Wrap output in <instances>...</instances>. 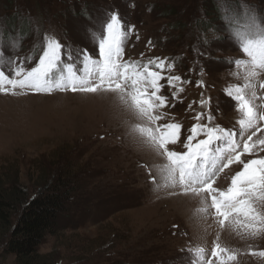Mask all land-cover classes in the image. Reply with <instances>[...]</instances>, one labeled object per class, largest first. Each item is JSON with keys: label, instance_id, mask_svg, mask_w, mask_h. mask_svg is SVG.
<instances>
[{"label": "rangeland", "instance_id": "obj_1", "mask_svg": "<svg viewBox=\"0 0 264 264\" xmlns=\"http://www.w3.org/2000/svg\"><path fill=\"white\" fill-rule=\"evenodd\" d=\"M87 1L98 6L79 18L85 0H0L4 70L17 56L34 64L44 37L55 35L82 74L81 50L95 55L103 23L115 11L135 25L125 40V61L146 64L160 58L166 61L165 77L191 81L180 85L184 91L175 100L177 89L161 81V94L175 106L162 109L168 119L158 123L179 122L183 141L196 123L192 117L203 93L205 100L212 98L216 123L238 127L240 113L225 93L245 83L248 69L235 61H248L241 46L250 31L264 28V0ZM25 18L30 23L24 24ZM254 24L260 28L250 27ZM201 52L211 55L205 59ZM136 125L147 122L116 93L0 94V188L6 190L15 178L31 195L34 187L63 182L73 192L54 233L39 248L42 264H206L216 243L238 254L230 264H264V257L251 255L264 251V235L221 229L209 215L207 194H171L179 190L164 186L159 168L165 158L132 132ZM169 148L185 151L182 142ZM240 167L225 169L214 186L226 188ZM0 264L14 259L0 258Z\"/></svg>", "mask_w": 264, "mask_h": 264}, {"label": "snow or ice", "instance_id": "obj_2", "mask_svg": "<svg viewBox=\"0 0 264 264\" xmlns=\"http://www.w3.org/2000/svg\"><path fill=\"white\" fill-rule=\"evenodd\" d=\"M255 28H260L254 24ZM135 25L123 22L119 13L112 11L103 23V35L98 41V51L89 54L88 49L81 50L83 73L78 72L73 63L72 53H65L68 47L55 35H46L36 62L27 65L26 58L17 56L11 61L9 70L3 68V50L0 49V94L18 95L52 94L53 92H71L82 94L116 93L119 102L128 107L147 125H136L132 132L143 137L166 163L160 166L165 187L178 189L172 195L183 194L205 197L210 200L209 207L220 228L231 226L242 230L250 237L264 235V95H258V89L264 90V28L250 31L241 50L248 61L237 60L248 71L245 83L226 91L225 95L234 102L240 113L236 124L231 128L222 127L215 122L212 111V98L199 100V111L192 117L194 123L185 133L179 122L158 123L167 120L168 113L162 111L170 105L169 97L162 95L166 80L175 100L184 88L180 85L191 83L182 80L179 75L162 73L166 61L160 58L149 60L146 64L124 60L125 40ZM205 59L210 53L201 52ZM18 61V62H17ZM154 66V67H153ZM158 69V70H156ZM197 86L203 88L204 82ZM191 108V106H189ZM218 112V108H217ZM206 121V122H203ZM183 143L185 151L170 150L169 145ZM244 157H252L245 159ZM232 165L240 169L231 177L226 188L215 187L220 175ZM153 183L156 178L152 177ZM207 211V208L201 209ZM218 239V238H217ZM199 252L203 254V249ZM237 253L216 243L206 264H230L237 260ZM253 256L264 257V251L252 252Z\"/></svg>", "mask_w": 264, "mask_h": 264}, {"label": "trees", "instance_id": "obj_3", "mask_svg": "<svg viewBox=\"0 0 264 264\" xmlns=\"http://www.w3.org/2000/svg\"><path fill=\"white\" fill-rule=\"evenodd\" d=\"M97 6L85 0L76 14L79 18L85 17L88 9ZM23 23L30 22L25 18ZM209 25L204 23L206 29ZM72 193L63 182L34 187L31 195L15 178L6 190L0 188V258H13L14 264L44 263L39 248L45 238L54 233Z\"/></svg>", "mask_w": 264, "mask_h": 264}]
</instances>
